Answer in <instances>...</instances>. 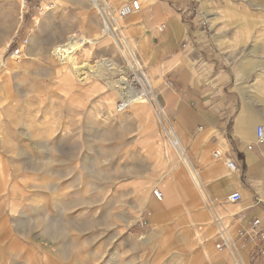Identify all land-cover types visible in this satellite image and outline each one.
<instances>
[{
	"label": "rangeland",
	"instance_id": "374dc122",
	"mask_svg": "<svg viewBox=\"0 0 264 264\" xmlns=\"http://www.w3.org/2000/svg\"><path fill=\"white\" fill-rule=\"evenodd\" d=\"M11 1L0 0V264L231 263L205 230L200 243L174 227L202 193L172 145L153 86L137 111H119L126 103L108 87L120 77L136 84L122 74L128 62L152 82L117 16L131 0ZM228 1L215 24L233 30L222 57L235 76L245 72L237 85L264 108V0ZM71 38L91 39L73 54L99 72L85 82L57 55ZM155 188L170 197L167 214L154 210Z\"/></svg>",
	"mask_w": 264,
	"mask_h": 264
},
{
	"label": "crops",
	"instance_id": "0c3cea01",
	"mask_svg": "<svg viewBox=\"0 0 264 264\" xmlns=\"http://www.w3.org/2000/svg\"><path fill=\"white\" fill-rule=\"evenodd\" d=\"M138 1L140 11L125 18L131 43L150 68L151 89L153 86L155 101L172 128L168 127L172 145L176 148V142L196 169L202 191L201 201L194 196L197 211L179 217L174 227L183 234L192 233L197 242L199 231L205 230L207 241L217 243L222 223L240 250V254L227 251L234 264H238L236 256L245 264H264L259 254L264 249V140L256 139L257 127L264 129V108L251 101L250 90L237 85L245 79V72L235 76L222 57L230 49L233 30L217 29L215 24L230 2ZM206 18L212 28L201 25ZM217 152L218 158L214 156ZM227 160L235 163L236 171L227 168ZM142 188L146 189L140 185L137 191ZM234 192L241 198L230 204L226 198ZM169 199L164 194L154 210L167 214ZM254 219L259 220L256 227H252ZM239 231L244 237L237 236ZM231 263L218 256L204 264Z\"/></svg>",
	"mask_w": 264,
	"mask_h": 264
},
{
	"label": "bare ground",
	"instance_id": "6f19581e",
	"mask_svg": "<svg viewBox=\"0 0 264 264\" xmlns=\"http://www.w3.org/2000/svg\"><path fill=\"white\" fill-rule=\"evenodd\" d=\"M97 1L98 0H92L94 5H96L95 2H97ZM109 32H110L109 22H107V20H105L104 21V27L102 29V33L104 35H106V36H109V34H110ZM86 41L91 42V39L71 38V39H69V41L66 44H64L63 46L59 47L58 51H57V55L61 58L62 61H66V62L67 61H69V62L72 61V63H70L71 67H72V70L76 73V75L78 76V78H79V80L81 82H85L89 75L96 76L99 73L97 69H95L93 66H90L88 64L77 65L75 57L73 56V54L77 50L81 49V47L83 46V44ZM121 52L123 53L125 58L128 59V56L126 55V53L124 51H122V50H121ZM105 66H107V65H105ZM109 66L112 67V66H115V65L110 62ZM72 70H70V71L72 72ZM129 72L132 73L136 77V84L134 82V84L136 86H134V84L128 82L125 79V77H120L118 81H113L112 79H110L107 83H108V87L111 90L117 92L118 96L120 98H122V100L126 103V105H124V106L132 107V111H135V110L140 108L139 107L140 104L144 103V101H142L144 96H145L146 99H149V96L147 94H149L150 91H151V84H150V80H149L148 76L144 75L141 72V69H139V72H140L139 73L137 67L128 62L127 67L122 70V74L123 73L127 74ZM118 83L120 85H119L118 90H116V85ZM173 143H174L176 149L178 150V152L180 153V156H181V159H182L183 163L186 166H188L189 162H188V160H187V158H186V156L184 154V151H183V155H184L183 156L182 152H180L179 147L177 146L176 142H173ZM192 182H193V186L195 187L196 191L201 193L202 191L198 187V182L195 181V179H193V178H192ZM239 262H240V264H245L240 259H239Z\"/></svg>",
	"mask_w": 264,
	"mask_h": 264
},
{
	"label": "built area",
	"instance_id": "2783aa9c",
	"mask_svg": "<svg viewBox=\"0 0 264 264\" xmlns=\"http://www.w3.org/2000/svg\"><path fill=\"white\" fill-rule=\"evenodd\" d=\"M24 2V1H23ZM102 11V10H101ZM140 11V3L138 0H131L130 2H126V3H123L117 10V16L119 19H125L126 17L132 15V14H135V13H138ZM103 12V11H102ZM102 12H99L101 15ZM124 108V105L121 104L119 107H118V110H122ZM256 139L258 142H263L264 140V129L263 127L261 126H258L257 127V130H256ZM248 148H251V146H248ZM214 156L216 158L220 157V154L217 152L214 154ZM226 166L229 170L231 171H236V165L234 162L230 161V160H227L226 161ZM192 178L195 179V181L198 182V173L196 171V169L193 167V172H192ZM198 187H199V183H198ZM152 195H153V198L156 200V201H161L162 199V192L159 191V189L155 188L153 191H152ZM241 196L239 194V192H234V193H231L230 195L227 196L226 198V201L229 202L230 204H235L237 202H239ZM151 216L150 212L146 213L141 221L142 223H146V219H148L149 217ZM259 224V220L258 219H254L252 221V227H256L258 226ZM244 232L242 231H239L237 233V236L242 238L244 237ZM217 243H216V249L218 251H228V252H236L237 251V246L236 244L234 243V241L231 239L230 235L228 234V229L225 225H223L222 223H220L219 227H218V230H217ZM260 256L263 258V261H264V249L259 253ZM240 264V263H238ZM252 264V263H250Z\"/></svg>",
	"mask_w": 264,
	"mask_h": 264
},
{
	"label": "trees",
	"instance_id": "16d2710c",
	"mask_svg": "<svg viewBox=\"0 0 264 264\" xmlns=\"http://www.w3.org/2000/svg\"><path fill=\"white\" fill-rule=\"evenodd\" d=\"M29 2L31 1V0H28Z\"/></svg>",
	"mask_w": 264,
	"mask_h": 264
}]
</instances>
